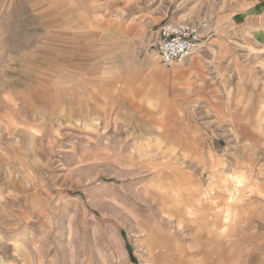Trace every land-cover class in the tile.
<instances>
[{
	"label": "rangeland",
	"instance_id": "1",
	"mask_svg": "<svg viewBox=\"0 0 264 264\" xmlns=\"http://www.w3.org/2000/svg\"><path fill=\"white\" fill-rule=\"evenodd\" d=\"M2 9L0 264H264V0ZM190 20L198 59L162 65Z\"/></svg>",
	"mask_w": 264,
	"mask_h": 264
},
{
	"label": "built area",
	"instance_id": "2",
	"mask_svg": "<svg viewBox=\"0 0 264 264\" xmlns=\"http://www.w3.org/2000/svg\"><path fill=\"white\" fill-rule=\"evenodd\" d=\"M210 32L204 20L168 22L159 28L152 47L162 65L182 64L205 47Z\"/></svg>",
	"mask_w": 264,
	"mask_h": 264
},
{
	"label": "crops",
	"instance_id": "3",
	"mask_svg": "<svg viewBox=\"0 0 264 264\" xmlns=\"http://www.w3.org/2000/svg\"><path fill=\"white\" fill-rule=\"evenodd\" d=\"M4 3H5V0H0V14H2L3 13V5H4ZM198 56V55H197ZM200 56V55H199ZM194 59V61H195V59L197 60L198 59V57H196V56H193L192 57V59H189V60H193ZM187 62V61H186ZM186 62H184L183 64H181L182 66H185V64H186ZM180 65V66H181ZM174 72V71H173ZM162 94L161 93H159V91H154L153 92V96H154V99L157 97V96H161ZM10 113V115H14L16 118H17V116H16V113L15 112H12V111H10L9 112ZM12 122V125H14L13 123H17L16 121H15V119H12L11 120ZM16 125H18V123L16 124ZM24 129H26L27 130V132H24V130H23V135L25 134V135H28V134H33V132H34V127H32V126H30V125H28L27 123H25V124H22L21 125ZM0 128H1V130H0V137H2L4 134H7V133H9L8 132V125H1L0 126ZM18 130L20 131V129L18 128ZM25 130V131H26ZM22 132V131H21ZM25 138V137H24ZM236 214V212L234 211V215Z\"/></svg>",
	"mask_w": 264,
	"mask_h": 264
}]
</instances>
